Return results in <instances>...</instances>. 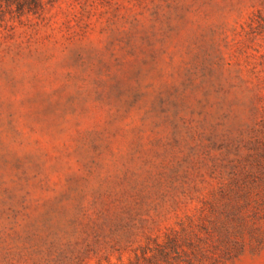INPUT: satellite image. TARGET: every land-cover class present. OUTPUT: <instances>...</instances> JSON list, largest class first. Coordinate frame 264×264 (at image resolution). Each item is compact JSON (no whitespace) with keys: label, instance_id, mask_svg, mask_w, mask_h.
<instances>
[{"label":"rangeland","instance_id":"rangeland-1","mask_svg":"<svg viewBox=\"0 0 264 264\" xmlns=\"http://www.w3.org/2000/svg\"><path fill=\"white\" fill-rule=\"evenodd\" d=\"M4 1L0 222L167 174L208 128L264 141V0H41L21 17ZM228 264H264V245Z\"/></svg>","mask_w":264,"mask_h":264},{"label":"trees","instance_id":"trees-1","mask_svg":"<svg viewBox=\"0 0 264 264\" xmlns=\"http://www.w3.org/2000/svg\"><path fill=\"white\" fill-rule=\"evenodd\" d=\"M10 2L17 17L43 8L5 0L7 10ZM132 177L88 204L64 191L41 223L24 207L1 211L0 264H112L110 253H127L125 264H228L264 245V141H245L241 127L208 128L167 174Z\"/></svg>","mask_w":264,"mask_h":264}]
</instances>
